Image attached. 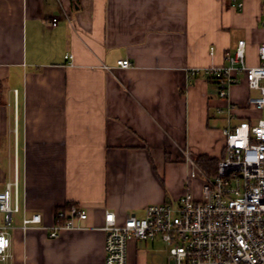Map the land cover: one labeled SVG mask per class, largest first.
<instances>
[{
	"label": "crops",
	"instance_id": "crops-1",
	"mask_svg": "<svg viewBox=\"0 0 264 264\" xmlns=\"http://www.w3.org/2000/svg\"><path fill=\"white\" fill-rule=\"evenodd\" d=\"M240 1L0 0V190L16 177L18 203L0 264H104L106 211L199 197L185 151L217 161L223 129L261 114L242 73L224 98L189 73L223 64L238 39L258 63L261 0ZM65 202L87 217L50 237ZM158 241L130 240L127 263L149 264Z\"/></svg>",
	"mask_w": 264,
	"mask_h": 264
},
{
	"label": "built area",
	"instance_id": "built-area-1",
	"mask_svg": "<svg viewBox=\"0 0 264 264\" xmlns=\"http://www.w3.org/2000/svg\"><path fill=\"white\" fill-rule=\"evenodd\" d=\"M231 1L238 8L242 6L240 0ZM261 14L264 15V0ZM51 23H56L55 17ZM245 48V40L238 39L223 64L191 68L189 73L202 72L211 78L221 98L227 96L230 85L242 73L248 88L254 91L247 96V106L261 112L256 122L240 121L223 129V154L213 174L204 172L196 156L185 151V160L193 167L187 184L196 172L202 180L199 197L186 190L174 201L146 205L141 216L128 213L118 218L114 212L106 211L101 226L105 232L104 264H128L127 246L132 239H159L166 246L170 264H264V41L257 47L255 65L247 64ZM116 63L122 67L130 65L127 59ZM227 107L229 119L231 105ZM17 209L14 177L0 190L1 260L10 243L6 230L11 226V213ZM86 217L85 209L75 204L57 210L49 236L79 227L78 221ZM39 222L40 214L33 213L22 219V228Z\"/></svg>",
	"mask_w": 264,
	"mask_h": 264
},
{
	"label": "trees",
	"instance_id": "trees-1",
	"mask_svg": "<svg viewBox=\"0 0 264 264\" xmlns=\"http://www.w3.org/2000/svg\"><path fill=\"white\" fill-rule=\"evenodd\" d=\"M196 162L198 166L201 167V169L207 174H213L215 172L217 161L213 157H209L207 155L196 156ZM70 205H71V202H65L63 205L59 206L57 210L61 208L65 209Z\"/></svg>",
	"mask_w": 264,
	"mask_h": 264
},
{
	"label": "rangeland",
	"instance_id": "rangeland-1",
	"mask_svg": "<svg viewBox=\"0 0 264 264\" xmlns=\"http://www.w3.org/2000/svg\"><path fill=\"white\" fill-rule=\"evenodd\" d=\"M252 93H254L252 91ZM222 109V111L227 112L226 111V107L223 109V108H220ZM226 114V113H225ZM257 118H254L252 120V122H255ZM201 186V184H200ZM154 247H155V253H156V257H154L151 261H149V264H170L168 262V258H167V250H166V246L164 245V243L158 241L154 244Z\"/></svg>",
	"mask_w": 264,
	"mask_h": 264
}]
</instances>
